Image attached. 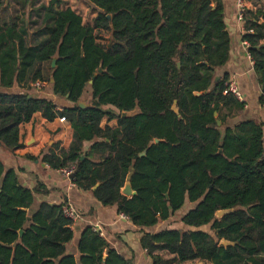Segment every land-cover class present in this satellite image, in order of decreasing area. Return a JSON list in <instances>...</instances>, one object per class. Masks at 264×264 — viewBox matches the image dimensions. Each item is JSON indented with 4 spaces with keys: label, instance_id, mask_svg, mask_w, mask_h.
Returning <instances> with one entry per match:
<instances>
[{
    "label": "trees",
    "instance_id": "1",
    "mask_svg": "<svg viewBox=\"0 0 264 264\" xmlns=\"http://www.w3.org/2000/svg\"><path fill=\"white\" fill-rule=\"evenodd\" d=\"M6 1L0 0L5 151L22 147L20 127L36 114L49 122L65 118L74 129L70 149L50 152L42 162L54 170L76 166V186L102 205L116 206L137 227L155 228L187 201L195 204L181 220L195 231L146 234L141 245L150 255L168 251L180 263L264 264V130L255 121L225 128L219 117L225 108L243 107L228 92L230 76H217L231 42L221 0H86L98 12L92 24L62 9L61 0L31 11L39 0ZM34 16L42 22L30 36L27 22ZM258 20L246 22L253 33L243 41L264 82V24ZM101 67L106 72L93 80ZM38 81L64 100L61 110L48 98L50 89L32 93ZM83 100L92 108H80ZM105 119L118 127L102 128ZM86 142H93L88 152ZM95 154L98 162L90 159ZM131 169L136 196L129 198L122 190ZM42 189L24 188L0 161V264H132L91 227L79 240V258L68 255L74 223L63 206L41 204L30 217ZM226 210L233 213L216 219ZM206 227L214 237L201 231Z\"/></svg>",
    "mask_w": 264,
    "mask_h": 264
},
{
    "label": "crops",
    "instance_id": "2",
    "mask_svg": "<svg viewBox=\"0 0 264 264\" xmlns=\"http://www.w3.org/2000/svg\"><path fill=\"white\" fill-rule=\"evenodd\" d=\"M221 2L225 7L226 29L231 42L229 61L224 68L218 70L217 76L222 77L226 74L230 76V81H234L237 85L243 107H234L230 110L225 108L218 116L224 122L225 128L234 127L242 122L255 121L264 130V104L261 103V98L264 96V82L257 75L249 50L243 44V37L247 33V21L258 17V24H264V0H245L247 21L239 19L236 0H221ZM72 10L79 14L78 11ZM35 19L37 20L36 16L27 22L28 26L29 23L34 25ZM35 30L30 28V36ZM49 89L50 91L46 93L48 98L53 99L59 105V109L63 108L64 100L54 96L51 87ZM13 90L17 91L18 88ZM106 126L115 129L118 127V122L117 120L109 122L105 119L101 127ZM20 141L22 147L15 154L8 153L0 145V161L5 164L7 170H14L18 173L20 183L24 188L34 191L38 185L43 186V192L35 195L30 217L39 210L41 204L72 205L80 214V220L73 227L74 239L67 246L68 255L79 258V240L83 232L91 227L102 231L100 235L110 247L132 264H155L156 259L160 260L158 264H212L202 260L180 263L177 255L168 251H159L150 255L141 245L146 234L154 235L163 230L194 232L195 229L188 228L181 220L195 208V204L187 201L182 210L171 220L162 222L155 228H141L135 226L129 218L123 217L124 215L119 213L116 206L102 205L92 192L71 187L70 181L58 170L47 167V164L42 162L43 156L50 152L60 154L68 151L74 141V129L68 121L62 122L58 118L54 122H49L41 114H36L31 122L20 127ZM92 145L93 142H86L84 151L88 152ZM90 159L98 162L100 156L95 154ZM201 231L215 236L211 227L202 228Z\"/></svg>",
    "mask_w": 264,
    "mask_h": 264
},
{
    "label": "built area",
    "instance_id": "3",
    "mask_svg": "<svg viewBox=\"0 0 264 264\" xmlns=\"http://www.w3.org/2000/svg\"><path fill=\"white\" fill-rule=\"evenodd\" d=\"M237 6H238V10H239V19L240 20H244L245 19V0H236ZM249 33H253L252 30L248 31ZM247 32V33H248ZM243 44L245 46L246 49H249L250 44L247 41H243ZM228 92L233 94L234 96L237 97V99L239 101H241V96L239 93V90L237 88V85L235 84V82L230 81L228 84ZM33 89L37 90V91H43L45 88L48 87V83L47 82H41L38 81L34 84H32ZM61 110V109H60ZM60 120L62 122H67L65 120V118H60ZM47 167H49V165H47ZM58 172L64 176L66 179H68L71 183V187H77L75 184V174H76V166H72L70 168H64V169H59ZM63 213L64 215L69 218L70 220H72V222L75 224L80 220V214L77 211V209L72 206V205H64L63 206ZM125 217V216H123ZM94 231L101 234L102 231H99V229L94 228Z\"/></svg>",
    "mask_w": 264,
    "mask_h": 264
},
{
    "label": "water",
    "instance_id": "4",
    "mask_svg": "<svg viewBox=\"0 0 264 264\" xmlns=\"http://www.w3.org/2000/svg\"><path fill=\"white\" fill-rule=\"evenodd\" d=\"M107 18L109 19V22H110V24L112 26V19H113L112 15H109ZM56 61H57V59L55 58L53 60V62H52V67L53 68L56 66ZM105 72L106 71H104L102 69V67H101L99 69L98 73L93 77V80H95L99 74H104ZM53 83H54V80L51 79V84H53ZM78 105L82 109L92 108L91 104L87 105L86 100L81 101ZM172 110L181 118V116L179 114V111L177 109L176 103L174 104ZM138 112H139L138 109H136L133 112H123L122 113V118L132 117V116L136 115ZM215 116L218 117V114H215ZM217 124H218V126H221V122L220 121H217ZM212 128H214V126H212ZM221 153H222V151H221ZM145 155H146V153H143L141 156H145ZM133 175H134V170L131 169V171H130L128 177H127L124 189L122 190L123 195H125L126 197H129V198L136 196V192L133 190V187H132V177H133ZM99 186H100V183L97 184L96 187L93 188V190H96ZM167 197H168V195H167ZM231 213H233V210L219 211V212L216 213L215 217L218 220H222L225 216H227V215H229ZM20 235H23V232H21ZM220 244L222 246H225V247L234 245L233 243H230V242H228L226 240H222Z\"/></svg>",
    "mask_w": 264,
    "mask_h": 264
},
{
    "label": "rangeland",
    "instance_id": "5",
    "mask_svg": "<svg viewBox=\"0 0 264 264\" xmlns=\"http://www.w3.org/2000/svg\"><path fill=\"white\" fill-rule=\"evenodd\" d=\"M51 1L52 0H39V2L36 4V6L35 7L30 6V9L35 10L42 5H47ZM61 1H62L61 8H68L69 7V8H72V9L78 11L79 14L82 15V18H83L85 24H92L94 18L98 14V12L86 0H61ZM6 2H12L13 4L15 3L14 0H7ZM17 7H19V6H17ZM34 22H38L39 24L38 25H32L31 23H29V27L31 28V30L37 29L40 26L42 19L37 18V20L35 19ZM47 75L48 76H46V77H49V74H47ZM49 88L50 87L48 85V87L45 88L43 91L32 90V93L42 94V93L46 92V90ZM86 103H87V105L90 104L88 101H86Z\"/></svg>",
    "mask_w": 264,
    "mask_h": 264
}]
</instances>
